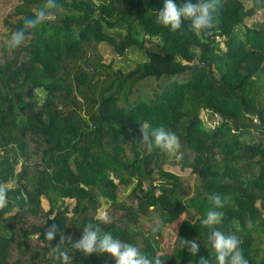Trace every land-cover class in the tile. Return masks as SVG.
<instances>
[{"label": "trees", "instance_id": "1", "mask_svg": "<svg viewBox=\"0 0 264 264\" xmlns=\"http://www.w3.org/2000/svg\"><path fill=\"white\" fill-rule=\"evenodd\" d=\"M22 1L27 43L0 64V264H264L261 5ZM102 43L143 61L116 68Z\"/></svg>", "mask_w": 264, "mask_h": 264}, {"label": "rangeland", "instance_id": "2", "mask_svg": "<svg viewBox=\"0 0 264 264\" xmlns=\"http://www.w3.org/2000/svg\"><path fill=\"white\" fill-rule=\"evenodd\" d=\"M247 1V5L254 6L253 1ZM260 5V9L255 16L256 20H261L264 17V0H256ZM23 4L22 0H0V64H4L7 59L12 58L15 56V50H19L21 46H25L27 43V39L24 38L22 35L18 34L17 32L11 31L10 25L8 23H12V20H16L17 17L13 16L14 12L16 11L17 7ZM25 7V6H24ZM36 9V8H35ZM252 21H250L251 23ZM101 55L103 56V61L109 63L111 60L115 62L116 68H122L125 71L131 70L136 68L137 65L143 61V55L139 54L138 52H129L127 58H120L115 52L114 49L107 43H102L98 47ZM149 88V87H148ZM42 98L43 96L40 94L39 96ZM207 113V112H206ZM205 112H202V117L207 118ZM214 121L209 119V126L214 125ZM174 146L171 144V151L173 150ZM177 150L172 151L170 154L169 160H174L176 156ZM172 162L169 161L164 165L166 170H169L175 174H178L181 178V188H184L185 185H189V193L191 194L193 191V186L196 185L198 182V178L195 173L191 171V168H184L182 167L181 163L171 164ZM104 200V199H102ZM67 202L69 203L70 209L73 207V201L68 199ZM43 203L45 207H48V202L43 199ZM108 206L107 203L104 204L105 208ZM196 210L189 209V217L195 218L196 217ZM173 236L172 239H174ZM169 247L170 243H167V238L163 240Z\"/></svg>", "mask_w": 264, "mask_h": 264}, {"label": "built area", "instance_id": "3", "mask_svg": "<svg viewBox=\"0 0 264 264\" xmlns=\"http://www.w3.org/2000/svg\"><path fill=\"white\" fill-rule=\"evenodd\" d=\"M0 140H1V136H0Z\"/></svg>", "mask_w": 264, "mask_h": 264}, {"label": "water", "instance_id": "4", "mask_svg": "<svg viewBox=\"0 0 264 264\" xmlns=\"http://www.w3.org/2000/svg\"><path fill=\"white\" fill-rule=\"evenodd\" d=\"M94 70V69H93Z\"/></svg>", "mask_w": 264, "mask_h": 264}]
</instances>
